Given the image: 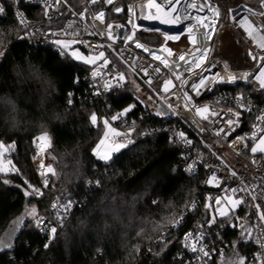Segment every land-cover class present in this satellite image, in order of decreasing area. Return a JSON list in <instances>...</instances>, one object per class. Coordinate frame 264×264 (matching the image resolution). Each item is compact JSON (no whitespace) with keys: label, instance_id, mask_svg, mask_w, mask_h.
<instances>
[{"label":"trees","instance_id":"16d2710c","mask_svg":"<svg viewBox=\"0 0 264 264\" xmlns=\"http://www.w3.org/2000/svg\"><path fill=\"white\" fill-rule=\"evenodd\" d=\"M67 1L72 9L82 11L89 8L91 0ZM141 1L117 0L125 8ZM243 3L251 6L247 0H218L221 20L230 8ZM114 4L99 0L92 10H107L108 24H124L126 14L115 16ZM23 11L32 19L40 10L24 7ZM260 20L264 26V16ZM21 29L9 11L0 25V146H15L11 161L19 171L0 173V237L12 229L20 230L24 222L26 228L14 251L0 254V264H178L174 257L182 249L184 234L205 226L203 218L209 216L206 193L201 189V176L183 173L180 148L168 134H142L163 126L180 127V123L166 110L163 117L157 116L137 99V83L128 75L120 93L93 98L88 76L94 66L52 48L18 44ZM226 92L264 102V89L255 92L239 85ZM133 104L136 107L127 116L147 113L135 129L138 141L109 161L101 160L93 150L104 137L103 120H109L117 130L119 124L111 116ZM93 113L97 126L90 122ZM13 126L15 130L10 131ZM43 132L52 140L50 155L56 172L46 189L41 188L31 163L33 140ZM5 179L9 183L5 184ZM29 185L43 194L26 196L25 191L32 190ZM66 196L78 204L69 223L48 245V238L22 219L25 203L28 200L27 209L33 204L36 218L49 216L57 197ZM193 200L199 202L188 213L190 208L185 205ZM185 213L184 222L174 229L169 221ZM233 238L234 261L243 257L249 264L254 246L241 234Z\"/></svg>","mask_w":264,"mask_h":264},{"label":"built area","instance_id":"2783aa9c","mask_svg":"<svg viewBox=\"0 0 264 264\" xmlns=\"http://www.w3.org/2000/svg\"><path fill=\"white\" fill-rule=\"evenodd\" d=\"M148 1L143 0L125 9L126 20L124 24H121L125 25L124 28L118 29L115 27L116 24H112L113 36L119 37L125 33H132V25L128 23V20L130 17L134 19L137 26L135 29V39L127 44L120 39L113 44L107 38V10H100L105 13L103 22L95 19V16L100 11L94 12L92 10L93 7L98 5L99 0L95 4L90 1L89 8L82 11L72 9L67 0H0V7L4 9V12L0 13V25L5 21L8 12L11 11L22 28V34L16 39L18 44L25 43L33 47H47L61 53H68L63 51L54 41L57 39L66 42L77 40L80 43L71 44L73 48L83 49L89 55H98L100 51H104L105 56L110 61L107 68L101 69V76H92V72L99 65L103 64L102 60L100 63L94 65V69L88 76L93 98L105 99L108 96H113L123 91L127 83V75L137 83V89L145 90L153 95L152 101L157 105V109L168 111L180 123V127L163 126L162 128L151 129L150 132H144L142 137L153 133H163L170 136L174 144L180 148L183 173L193 178L201 176V189L206 193L204 197L205 204L210 203L215 207L214 198L223 196L224 192L222 189L225 187L240 188L247 186L246 191L236 194L235 198H242L244 203L237 207L234 213H231L233 216L232 220L217 217L215 225L208 226L204 224L205 226L201 229L206 233L203 244L210 253L208 257L204 258L207 264H230L234 261L233 243L235 239L233 235L241 234L244 231L241 225H244L245 228L251 226L253 228V237L259 236L261 232H264V221L259 220V215L264 213V154H252L250 151L251 146L256 143V141L250 139L255 130L253 126L258 125L264 128V122L257 120V116L264 114V102L256 101L251 95H234L226 92V89H233V87L239 85H246V87L251 88L255 92L261 91L259 82L255 80V76L259 74V65L262 63L259 60V56L264 55V49L259 47V44L264 42V26L258 20L259 18L257 19V16L253 15V12L248 11V8L246 9L247 14H244V16H235L236 20L233 21L237 35L247 46L249 52L257 55V59L250 69L238 71L232 69L223 59L215 54V40L221 23V13L217 6L212 5L220 13L216 17L214 27L212 29L204 28L201 31L199 27H194L193 35L196 37V43L193 44L183 34L187 29V25L193 23V21L186 20L189 22L183 25L181 33L180 21L173 24H161L156 20L143 19L144 15L155 11L154 9L144 7ZM259 4L264 10V7H262L264 0ZM24 7L38 8L40 10L39 14H35L30 19L23 11ZM18 12L23 14V23L20 22V17L17 16ZM196 13L191 14L196 16ZM243 17H248L251 22H254V24L252 23L254 36L250 37L245 31V28L248 27L247 24L244 27L240 26L243 23ZM54 25L58 27L53 28L52 26ZM257 28L259 29L258 31L255 30ZM146 29H160V31L156 32ZM164 34L179 35L181 38L178 41H166ZM152 40H155V42H152ZM135 41H139L150 51L160 55L163 60L167 61L168 66L165 67L160 61L152 60L142 49H136L134 47ZM181 43L186 46V51H177L174 48ZM108 44H112V48H108ZM165 45L172 50V55L161 50ZM205 50H207L208 56L201 68H197L195 63L189 65V61H198L201 52ZM180 55H184L185 59L179 60ZM210 65L212 67L209 71L202 70L203 68H208ZM131 66H135V71L132 70ZM157 67L160 68V72L158 73L155 71ZM145 68H147V75L143 71ZM117 73H123L125 76V79L120 81L119 85L113 79ZM245 73H250L251 75H248L247 79H243V74ZM201 75L209 78L218 75L226 79L229 75H233L236 77V80L234 82L210 83L206 87L201 88V94L196 96L195 92L191 89V85L198 83ZM177 77H180V79H177ZM169 79L172 81V89L168 93H164L162 91L164 82ZM106 80H111L114 85L108 91H105L103 88ZM148 80H151V84L146 83ZM159 81H161V93H156L152 87ZM136 91L139 92V90ZM97 92L100 94H97ZM185 93H187V96ZM238 97L241 99L238 100ZM240 104H244L246 108H241ZM169 105H171V108ZM204 106H207L209 112L206 121L200 118L195 111L196 108L202 109ZM229 109H232V112H229ZM236 112L240 113L239 117L234 115ZM213 113H216V115H213ZM160 116L163 117V115ZM146 117L147 113L138 117H129L126 114L116 120L117 124H119L117 131L121 135H110L108 140L112 143H123L127 146L133 145L138 141V138L135 137V130L127 137L125 133L132 127L133 122L136 129L138 123L142 122ZM229 119L238 121V124L234 123L229 126L227 124V120ZM181 131L185 133L187 139L192 141L191 145L186 146L180 141L178 133ZM260 135L262 133L258 132L257 140ZM42 136L44 135L37 136L33 140L31 163L40 181L41 188L46 189L47 187L44 186L43 181L47 179L49 185L52 174L47 173L45 177L41 175V172L45 171L47 167L51 168L49 152L52 142L43 152H40L38 148L40 141L37 138ZM45 136L50 137L49 135ZM239 137H244L245 139L240 140ZM185 157H188V159H185ZM254 160L256 161L255 163L253 162ZM193 161H197L195 170L187 172L186 168L188 164H191ZM41 164L45 166L44 169L40 167ZM225 164L228 166L227 168H225ZM214 170L221 180L220 187L207 183ZM233 170L237 173L236 177L230 175V172ZM253 194L256 195L257 199L252 200L251 196ZM68 197H57L51 205L50 215L40 216L35 220L37 232L41 236L48 238V245H51L55 241L54 237L57 232L69 223L73 210L78 204V201L71 200ZM209 197L213 199L209 200ZM69 202H71V208L64 211L62 207L66 206ZM198 202L199 200H197L196 205ZM53 205L57 207L54 208ZM256 205H259V210ZM192 210L190 208L188 213L192 212ZM207 211L209 213V220L211 217L210 208H207ZM188 213L183 214L182 223ZM37 219H42L43 221L39 227L37 226ZM221 221H223V226H221ZM179 226H174L173 228L176 229ZM52 227L56 229L53 235L45 230ZM192 232L197 235L199 234L198 231ZM244 240L252 243L254 246V256L258 252H261V256L264 257V243L261 244L260 249L254 238H244ZM183 245L184 237L182 238V249L174 257L176 263L179 264L180 261H183V264H204L203 261L197 260L196 253L185 249ZM252 261L253 258L249 264H252Z\"/></svg>","mask_w":264,"mask_h":264},{"label":"snow or ice","instance_id":"6c2138e0","mask_svg":"<svg viewBox=\"0 0 264 264\" xmlns=\"http://www.w3.org/2000/svg\"><path fill=\"white\" fill-rule=\"evenodd\" d=\"M91 2L93 4L97 3L98 0H91ZM105 3L107 5H113L114 0H105ZM181 4V0H161V3H157L156 0H149L148 2V9H154V12H149V14L144 15L143 19L146 20H156L159 21L161 24H173L176 23L177 21H181V20H191L193 21V23H189L187 25V37L189 39V41L193 44L196 43V37L193 35V28L196 27L197 24H203L206 28L209 26L208 24H205L204 22L206 20L209 19V17L203 16V17H199V16H193L191 14V12L188 11L189 8H193V9H197V11L199 12H204L205 9L207 8L208 11L210 13H212L215 17H218L220 15L219 10L215 7L212 6V4L210 3V0H204V2L202 4H200L198 7L196 4H188L186 8L183 9H178V5ZM262 7H264V5H262ZM168 9L167 11L165 9ZM115 13L119 14L122 11V8L120 6H116L112 9ZM249 12H251L252 10L249 9ZM4 9L3 7H0V13H3ZM183 12V16H181L179 13ZM175 13V15H173ZM47 14V13H46ZM257 13H253V15H256ZM259 15L264 16V13H259ZM17 16L20 17V22L23 23V14L22 13H17ZM105 17V13L104 11H100L98 15L95 16V19L100 20L101 22H103ZM233 20H236L235 16H232ZM128 23L130 25H132V33L131 34H127L125 33L123 36H119V37H115L113 36L112 33V29H113V25L112 24H108L107 28H108V32H107V38L109 40H111L113 42V44L118 40H123L126 44L128 42H131L135 39V29H136V24L135 21L132 17L129 18ZM247 24L248 27L245 28V31L248 33V35L250 37L254 36V31L252 30L253 26H252V22L248 19V17H243V23L240 24L241 27H244V25ZM69 27H71V25H69ZM116 28L118 29H122L125 27V25H120L117 24L115 25ZM149 31H156L159 32L160 29H146ZM256 31H258L259 29H255ZM164 38L166 41L172 40V41H178L181 37L179 35H168V34H164ZM55 44H57L58 46L61 47L62 50L68 49L70 47V44H75V43H80V41L77 40H73L71 42H66L64 40H60L57 39L54 41ZM103 47V46H101ZM108 48H112V44H108L107 45ZM134 47L136 49H142L145 53H147L152 60L155 61H160L162 64H164L165 67H167V61L163 60V58L156 54V52L150 51L147 47H145L142 43H140L139 41H135ZM259 47L261 49H264V42H261L259 44ZM162 51H166L169 55H172V50L167 48V46H163ZM3 53H0V56H2ZM70 55L79 61H82L85 64H89V65H96L98 60H103V64L99 65L93 72H92V76L93 77H97V76H101V69L103 68H107L108 64L110 63L109 59L105 56V52L104 51H100L98 53V55H90V56H84L82 53H80L78 50L77 51H72L70 53ZM249 55H252V58L254 60L257 59V55L249 53ZM207 56H208V52L207 50L201 52V55L198 59V61H189V65L195 63V66L197 68H201L202 64L207 60ZM185 56L184 55H180L179 56V60H184ZM259 60L262 61V63H260L259 65V74L255 76V80L259 82V86L261 89H264V55H260L259 56ZM125 63H127V61H125ZM132 70L135 71V66H131ZM212 66L210 65L208 68H203V71H209L210 68ZM226 67V66H225ZM144 74L147 75V68L143 69ZM155 71L158 73L160 72V68H156ZM248 75H251L250 73H245L243 74V79H247ZM113 79H115L117 81V85H119L120 81H123L125 79V76L123 73H117L115 77H113ZM177 79H180V77H177ZM236 80V77L233 75H229L227 77V79L223 76H218V75H214L213 77L209 78V77H205L203 75L200 76L199 78V82L198 83H193L191 85V89L195 92L196 96H199L200 93V89L206 87L208 84L210 83H224V82H234ZM146 83L151 84V80L146 81ZM186 83V81H185ZM172 85V81L166 80L164 82L163 85V89L162 91L164 93H168L170 90V86ZM113 83L111 82V80H106L105 83L103 84V88L105 91H108L109 89H111L113 87ZM139 90V89H137ZM97 94H100L99 92H97ZM185 95L187 96V93H185ZM137 99H139V97H137ZM189 99H191L189 97ZM238 100L241 98H237ZM241 108H246V106L244 104H240L239 105ZM136 105H130L127 109H125L124 111L111 116V120L112 121H116L120 118H122L123 116H125L127 113L132 112L133 109H135ZM169 107L171 108V105H169ZM196 113L198 115H202L203 113H206L208 111L207 106H204L202 109L201 108H196L195 109ZM229 112H232V109L228 110ZM165 113L162 112H156L157 116L163 115ZM213 115H216V113H213ZM235 116L239 117L240 113L236 112L234 113ZM204 119H207L206 116H204ZM257 120L260 122H264V114L257 116ZM90 122L95 125L97 123V115L95 113H93L90 116ZM234 123L238 124V121H234L233 119H229L227 120V124L229 126L233 125ZM104 125L105 128L107 129V131L105 132V140L108 139L109 135L111 134L112 136H119L121 135V133H119L115 128H113L111 126V124L109 123V120H104ZM254 131L250 137V139H252L253 141H256V143L254 144V146L251 147L250 151L252 154H256V153H261L264 154V128L259 127L258 125H254ZM135 130V123L133 122L132 127L128 130L127 133H125V136H130L132 131ZM230 130H234V129H230ZM262 133V135L259 136V139L257 140V133ZM178 137L180 139V141L182 143H184L186 146H189L192 144V141L187 139L185 136L184 132H179L178 133ZM40 141V144L38 145V148L40 150V152H43L45 150L46 147L50 146L51 140L50 137L47 136H42V137H38L37 138ZM240 140H244V137H239ZM105 140H101L100 145H103L105 143ZM131 142V141H129ZM100 145H97V149H94L93 151L95 152V154L97 156H99L100 159L102 160H109L111 158L112 153L114 152H119L122 148L126 147V144L123 143H113L112 146L110 148H108L106 151L103 152V154L100 153L99 148ZM14 145H10L7 149L5 148V146H0V156H2L6 151H10L12 149H14ZM185 159H188V157H185ZM218 159H220L218 157ZM254 163L256 162L255 160L253 161ZM7 164L9 165L8 167L4 166L2 163H0V173H7V172H18L19 170L15 168L14 165L11 164V161H7ZM197 164V161H193L191 164H188L186 171L187 172H192L195 170V165ZM207 167V165H205ZM40 167L42 169L45 168V166L43 164L40 165ZM228 166L225 164V168H227ZM175 170V169H174ZM47 173H51L52 175L55 174L54 169H51L49 167H47L45 169V171L41 172L42 176H47ZM230 175L232 177H236L237 173L233 170L230 172ZM4 183L7 184L9 183L8 180H4ZM25 183H27V181H25ZM44 186L47 187L48 185V180L44 179L43 181ZM207 183L209 185L215 186V187H220L221 186V180L218 178L215 170L213 171L210 179L207 181ZM29 188L32 189L31 191H25V195L26 196H31V195H42L43 193L40 191V189L38 188H32L31 185H29ZM247 190V186H242L240 188H223L222 191L224 192L223 196H217L214 198L215 200V209H214V215H212L210 217L209 220L204 221V224L211 226V225H215L217 223V217L219 218H225L227 220H232L233 216L230 213H234L235 209L237 207H239L241 204L244 203V200L242 198H235L236 194L238 192H243ZM252 200L257 199L256 195H252L251 196ZM209 200L213 199L211 197L208 198ZM196 203L197 201H191L190 204H186L185 208L186 209H194L196 207ZM71 202H69L66 206L62 207V209L64 211H67L68 209L71 208ZM53 207H57L56 205H53ZM206 208H212V205L210 203H206L205 204ZM257 209L259 210V205H256ZM36 214V209L32 208L29 212V215L31 216H35ZM60 218V217H58ZM182 219H183V214H181V217L179 219L173 218L171 221H169L173 226H179L182 223ZM238 219V218H237ZM259 220L260 221H264V213H261L259 215ZM43 223L42 219H37V226L39 227L40 224ZM221 226H223V221H221ZM203 228V225H198V229L197 231L199 232V234H195L194 232L190 231L188 233L185 234L184 236V248L190 250L193 253L197 254V260L198 261H203L204 264H207V261L204 259L205 257H208L210 255L209 251L206 249V246L203 244V240L204 237L206 235L205 231L201 230ZM241 228L244 229V231H242L241 235L243 238H254L255 242L259 245L260 249H261V244L264 243V232H261V234L259 236H252L253 233V228L251 226H248L245 228L244 225H241ZM45 230L49 231L51 235H53L56 231L55 227H52L50 229L46 228ZM47 246V245H46ZM8 247H11V245H8ZM3 250V249H0ZM179 264H183V261H180ZM232 264H246L245 258H241V257H237V259L235 261L232 262ZM252 264H264V257L261 256V252H258L254 257H253V261Z\"/></svg>","mask_w":264,"mask_h":264},{"label":"rangeland","instance_id":"374dc122","mask_svg":"<svg viewBox=\"0 0 264 264\" xmlns=\"http://www.w3.org/2000/svg\"><path fill=\"white\" fill-rule=\"evenodd\" d=\"M201 1L204 2V0H201ZM115 2H117V0H114V3ZM247 2H251L253 4L248 3V5H251V6H247L246 3H243L242 5H240L239 7H236L233 10L231 8L228 10L225 20H223V18L221 20L219 32H218V35H217L216 40H215V54L219 55L221 58L225 59L226 62L230 65V67L232 69L238 70V71H246V70L250 69L253 66L255 60L252 58V55H249L250 52L247 49V46L244 43L239 42L240 38L236 33L232 16H236V17L237 16H244V14H247L246 9L248 8V10L249 9L252 10L251 12L257 13L256 14L257 19L259 18L258 20L261 21L260 20L261 15H259V13H264V10L262 8L260 9V6H257L259 4L257 0H250V1L247 0ZM210 3L219 8L218 0H210ZM258 7H259L258 10H261V11L257 10ZM219 10H220L221 17H222L223 16L222 11L220 8H219ZM261 23H262V21H261ZM174 48L177 51H186L187 50L186 46L183 43L175 46ZM77 50L86 57L90 56L89 54L81 52V50L78 48H73V46L71 44H70V47L68 49H65L63 51L68 52V54L70 55V53L72 51H77ZM77 61L82 62L79 60H77ZM101 61L102 60H98L97 64L100 63ZM92 66H94V65H92ZM152 88L156 93H161V84L160 85L155 84V85H153ZM171 89H172V85L170 86V90ZM152 96L153 95H151L147 91L139 89V92H138L139 99H141L144 103H146L150 107V109H153V111L155 113L158 111L161 112L159 109H157V105L152 101ZM198 116L206 121V119H204V116H206L208 118L209 112L207 111L206 113H203L202 115H198ZM97 125H98V118H97V123L95 124V126H97ZM103 126H104V129L106 132L107 129L105 128L104 120H103ZM40 135L45 136V135H49V134L47 132H43ZM40 135H38V136H40ZM102 140H105V133H104V137ZM112 144L113 143L110 142L108 139L105 140V143L103 145H100V143H99L98 145H100V148H99L100 153L103 154V152L106 151L108 148H110L112 146ZM5 148L7 149L8 147H5ZM13 151H14V149H12L10 151H6L2 156H0V163H2L4 166L8 167L9 165L7 164V161H9V160L11 161V159H12L11 156H12ZM119 152L112 153L110 159H112L113 156H115ZM109 160H103V161H109ZM49 161H50L51 169H54L53 160L51 158L50 152H49ZM11 164H12V161H11ZM12 173H15V172H7V173H1V174L9 175ZM55 174H56V172H55ZM215 207L212 206V208H210V216L215 214L214 213ZM32 208H35V207L33 206V204H30L28 206V210L30 211ZM35 216H36V214H35ZM35 216H31L29 219V221L32 225L33 224L35 225V220H36ZM22 219L26 220L25 217H22ZM9 239H10V237H9Z\"/></svg>","mask_w":264,"mask_h":264},{"label":"water","instance_id":"95a60500","mask_svg":"<svg viewBox=\"0 0 264 264\" xmlns=\"http://www.w3.org/2000/svg\"><path fill=\"white\" fill-rule=\"evenodd\" d=\"M116 6H120L122 8V11L117 14L113 11V14L116 16H122L124 13H125V5L122 3V2H117L114 4V7ZM113 7V8H114ZM152 42H155V40H152ZM162 113L165 112L164 109H161L160 110ZM27 204H28V200L26 201L25 203V208L24 210H26V207H27ZM208 220V217L205 216L203 218V221H202V224H204V221ZM26 225V222H24V225L22 226V228L20 230H16L15 232L13 231L12 234H11V238L8 240L6 239V237H8V235H10V231L7 233V232H4L2 234V236L0 237V249H3V250H0V254H6V253H9V252H12L14 251L15 247H16V241H18V239L20 238L22 232L24 231V229L26 228L25 227ZM8 245H11V247H8Z\"/></svg>","mask_w":264,"mask_h":264},{"label":"bare ground","instance_id":"6f19581e","mask_svg":"<svg viewBox=\"0 0 264 264\" xmlns=\"http://www.w3.org/2000/svg\"><path fill=\"white\" fill-rule=\"evenodd\" d=\"M148 2H149V1H148ZM148 2L146 3V5H145L144 7H147ZM156 2H157V3H161V0H156ZM202 3H203V1H201V0H181V4L178 5L177 7H178V9H183V8H186L188 4H196L197 7H198V6H199L200 4H202ZM144 7H143V8H144ZM165 10L167 11L168 9L166 8ZM188 11L191 12V13H194V14H195V12H197V13H196V16H199V17H203V16H206V15H207V16L209 17V19L206 20L204 23L209 25L207 28H211V29H212V27H214L215 22H216V17H215L212 13H210V12L208 11L207 8L205 9L204 12H199V11H197V9H193V8H189ZM179 14H180L181 16H183L184 13H183V12H180ZM173 15H175V13H174ZM190 21H191V20H190ZM186 22H189V21H186V20H181V21H180V32H181V33H182V31H183V30H182V27H183V25H184ZM252 23L254 24L253 21H252ZM196 27H199L200 31H201L202 29H204V28L206 29V27H205L203 24H197ZM193 31H194V30H192V32H193ZM183 34L187 37V29H186L185 32H183Z\"/></svg>","mask_w":264,"mask_h":264},{"label":"flooded vegetation","instance_id":"af4514ba","mask_svg":"<svg viewBox=\"0 0 264 264\" xmlns=\"http://www.w3.org/2000/svg\"><path fill=\"white\" fill-rule=\"evenodd\" d=\"M29 212L30 211L26 207V210H24V214H23L22 217H25L26 220H29L30 217H31V215H29ZM13 231H14L13 229L10 231V235H8V237H6V239H9V237L11 238V234H12Z\"/></svg>","mask_w":264,"mask_h":264},{"label":"clouds","instance_id":"9594fccd","mask_svg":"<svg viewBox=\"0 0 264 264\" xmlns=\"http://www.w3.org/2000/svg\"><path fill=\"white\" fill-rule=\"evenodd\" d=\"M10 131H14L15 130V126H13L12 128L9 129Z\"/></svg>","mask_w":264,"mask_h":264},{"label":"crops","instance_id":"0c3cea01","mask_svg":"<svg viewBox=\"0 0 264 264\" xmlns=\"http://www.w3.org/2000/svg\"><path fill=\"white\" fill-rule=\"evenodd\" d=\"M110 135H111V134H110ZM110 135H109V136H110Z\"/></svg>","mask_w":264,"mask_h":264}]
</instances>
